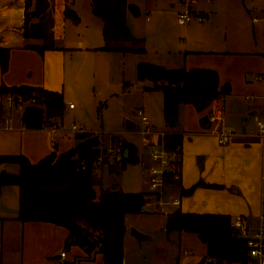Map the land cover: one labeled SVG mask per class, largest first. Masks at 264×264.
<instances>
[{
	"label": "crops",
	"instance_id": "0c3cea01",
	"mask_svg": "<svg viewBox=\"0 0 264 264\" xmlns=\"http://www.w3.org/2000/svg\"><path fill=\"white\" fill-rule=\"evenodd\" d=\"M47 1L48 7L45 11L47 36L26 38L23 35L25 0H0V46L10 49L7 69L3 72L0 68V85L10 87L29 84L60 91L65 104L67 103L65 113L66 110L74 111L77 106V102L72 100L69 92L74 90L73 93L76 92V96H79L80 83L82 79H85L86 68L89 70V63H91L87 54L98 55L100 58L104 57L103 54L109 58L114 56L118 67L122 69L123 87L124 82H127L124 90H129L134 86L133 82L124 79L123 61L126 59V54H130L128 56L132 59L135 70L140 61L153 62L171 68L210 67L216 69L220 83L228 82L231 86L230 91L216 96L204 108H198L190 102L180 104L177 123L172 128L167 127L163 120L162 94L155 93L159 91L156 89L145 90L144 85L149 84V81H142V90L152 93L142 95L138 108H142L147 114L151 128L155 131H177L182 134L181 153L178 155L180 169L177 167L179 177L173 178V181L178 182H166L164 196L168 194L169 199L165 200L163 211L142 213L164 215V228L166 215L175 209L188 212L226 213L231 214L233 219L237 215H243L250 227L256 229L261 222V214L264 212V136L258 133L256 126L257 120L264 118V80L256 79L255 75L264 71V48L260 47L257 41L254 43L247 37L235 35L232 38L228 35L224 37L213 32L211 28H206V24L211 21L210 13L205 8H200L198 11L206 14L203 20L193 19L187 23H180L177 20L179 24H187L182 44L178 49L172 50L168 43L157 35L156 42H150L148 39L145 42L140 41L145 47L144 51L104 49L101 47L105 45V41L90 38L93 34L88 24L82 27L79 22L77 23L79 19H82L81 15L79 16L81 12L77 13L78 9L75 7L78 5L77 0ZM227 1L234 3L237 11L244 14L239 0ZM255 1H258L257 4ZM85 3H87L84 8L86 18L88 21H93L96 15L91 11L90 0H85ZM260 3V0H251V2L245 0L246 8L249 10L253 8V11L262 5ZM67 6L74 9L79 16L77 21L70 18L74 22L72 28L77 30L74 40L70 38V34L67 35L68 33L65 32L68 17L65 16L64 9ZM183 7H180V10ZM192 8L196 10L193 6ZM180 10H177V15ZM145 18L148 19V15ZM205 20L207 23H204ZM192 22L198 24L202 22L200 23L202 29L196 30L194 27L190 29ZM260 23L264 30V24ZM27 44H47L48 47L40 52L34 47L26 46ZM75 51L82 52L85 60L72 61L71 57ZM137 86L136 88L141 87V85ZM100 92L101 89H98V94ZM6 94L0 93V153H23L34 162L52 150L61 152L78 141L75 135L79 131L60 128L64 113L52 124L40 128L25 127L21 118L22 110L5 106ZM69 101H74L73 108L68 107ZM211 113L219 116L218 121L209 119ZM136 116L138 117L137 113ZM72 123L76 122L72 121ZM219 123L234 129L226 143L219 142L216 131ZM77 125H81V131L95 133V131L84 129L82 123ZM137 128L136 122L135 129ZM121 138L131 142L123 136ZM99 140L102 141L100 138ZM131 143L135 146L134 161L140 164L141 174L147 172V180H145L147 187L133 191L146 192L149 185L148 167L152 164L149 146L141 142L140 145ZM101 146L107 147L102 145V142ZM128 154L127 150L126 156ZM196 183L201 184L189 189ZM13 186L15 185L1 187L0 199L3 201L0 202V207H2L0 208V228L4 229L7 219H9V224H14L15 220L21 222L23 239L20 250H16L14 255V259L16 257L14 262L17 264H56L59 252L65 249L68 257L75 259V264H108L101 253H96L92 259L78 260V257L84 256L85 252L74 244L65 248L64 241L68 234L65 226L44 220L20 221L17 219L18 190ZM180 188L187 190L181 192ZM174 197L178 198V204L171 202ZM8 207H17V210L11 209L7 212ZM126 215L124 218L123 264H125V243L131 242V238L136 240L130 234L132 226L127 225ZM145 225L148 226V224ZM139 227L137 229L149 235L142 241L153 237L149 227ZM190 252V249L183 250V253ZM201 259L199 257L196 264ZM3 261L2 255L0 264Z\"/></svg>",
	"mask_w": 264,
	"mask_h": 264
},
{
	"label": "trees",
	"instance_id": "16d2710c",
	"mask_svg": "<svg viewBox=\"0 0 264 264\" xmlns=\"http://www.w3.org/2000/svg\"><path fill=\"white\" fill-rule=\"evenodd\" d=\"M23 35L26 38L47 36L45 11L47 0H25ZM91 11L102 21V35L105 45L101 48L121 51H144L141 39L130 32L126 23V11L137 13V7L127 0H90ZM66 17L77 21L74 9H64ZM43 51L47 44H27ZM10 49L0 46V68L5 71ZM136 77L147 80L145 89H156L162 94V114L167 127L177 123L178 109L182 103H193L198 108L206 107L216 96L228 93L230 84H221L219 73L210 67H165L153 62L140 61L136 65ZM127 82H124V87ZM20 94L25 99L34 97L35 101L25 104L22 109V122L27 128H40L52 124L62 117L65 110L63 94L60 91L19 84L0 85V93ZM75 145L61 151L54 150L34 162L23 153H0V163H16L17 172L0 171V191L3 185H15L18 190L19 207L17 219L44 220L65 226L68 234L65 248L79 246L84 256L78 260L92 259L101 253L108 264H123L124 218L127 213L147 212L144 207L145 191H125L116 186L95 190V165L108 161L106 148L96 134L89 131L76 133ZM164 145L180 155L182 134L167 131L163 135ZM121 155L109 163L111 170L124 168L135 160V146L125 140H116ZM105 149V150H104ZM129 154L124 156V150ZM178 157V156H177ZM180 169L179 157L175 161ZM168 174L166 181H173ZM198 184L191 186L194 188ZM188 189V190H189ZM184 190L180 188L181 192ZM165 228L197 233L206 243V255L213 261L207 264L246 262L248 259L246 241L233 226V217L226 213L188 212L175 209L166 215ZM82 258V259H81Z\"/></svg>",
	"mask_w": 264,
	"mask_h": 264
},
{
	"label": "rangeland",
	"instance_id": "374dc122",
	"mask_svg": "<svg viewBox=\"0 0 264 264\" xmlns=\"http://www.w3.org/2000/svg\"><path fill=\"white\" fill-rule=\"evenodd\" d=\"M136 4L137 13L131 10L126 11L127 26L135 37L150 42H156V35L164 42L168 43L172 50L180 48L182 44L185 26L187 24H179L177 19V10L189 3L198 9L205 8L210 13L211 21L206 24V28H211L216 34L228 35L232 38L234 35L239 37H247L252 41H257L260 47L264 48V30L260 22L252 21V14L262 16L261 11H253V8H246L245 0H239L244 14L237 11L234 3L227 0H127ZM251 2V0H248ZM258 1H255L257 4ZM261 2V1H260ZM75 7L81 12L79 14L82 19L78 20L82 27L89 25V30L92 32V39L98 38L103 40L102 36V21L94 16L93 21H88L85 15L87 3L85 0H77ZM262 2L260 3V5ZM182 9V8H181ZM148 15V19H146ZM215 20H212L214 19ZM73 21L68 17L66 20V34H70V38H76L77 30L72 28ZM202 24V22H200ZM192 22V27L196 30L202 29L201 24ZM207 23V20L204 21ZM247 30V31H246ZM255 30V32H254ZM256 39V40H255ZM106 42V41H105ZM140 42L139 44H141ZM106 53V52H103ZM71 57L74 62L85 60L82 57V52L75 51ZM101 58L98 55L87 54L89 70L86 68V77L80 83L79 96L70 90L72 100L77 102L74 111L66 110L60 128L63 130H71V122L77 124L82 123L86 130L96 134L102 140V145L115 146L116 140L123 139L122 136L130 139L136 145L142 142V124L141 119L136 116V110L140 106L142 95H147V92L142 90V81L136 77V70L132 59L126 54L124 62L125 73L124 79L133 82L134 86L129 90H124L122 69L118 67L114 56L112 58ZM95 63V64H94ZM107 81V83H106ZM137 85H141L140 88ZM98 89H101L98 94ZM150 90V89H145ZM161 95L159 91H156ZM71 101V106L75 103ZM5 106L6 98L4 99ZM67 106V103L65 104ZM153 108V107H152ZM19 110V109H15ZM154 110V109H153ZM125 118H132L137 122L138 128L127 130L124 128ZM52 126V125H51ZM73 131V130H72ZM119 134V135H117ZM112 135V140H111ZM141 142V143H140ZM106 147V148H107ZM105 148V147H104ZM105 150V149H104ZM121 152V151H120ZM178 154L173 153L174 161ZM177 167V163H175ZM7 168L6 171L17 172L18 165L16 163H0V171ZM14 170V171H11ZM95 190L97 195L102 189L111 188L113 185L117 188L126 191L138 190L142 187H147V172L141 174V167L137 161H130L125 164L124 168L111 170L107 161L100 162L95 165ZM16 189V186H13ZM164 199L168 200L167 194ZM3 199H0L2 202ZM2 208V207H0ZM7 208V207H6ZM17 210V207H8ZM157 210H155L156 213ZM9 214V213H8ZM164 215L149 214V213H129L126 215V223L130 226H146L150 228L152 238L142 241L139 244L131 238V242L125 243V264H196L197 259L205 257L206 243L194 232L179 231L177 229L167 230L163 226ZM9 219L5 222L3 231L0 228V256L3 255L4 261L2 264H17L14 259L16 250H20L22 244L21 222L15 220L14 224H9ZM145 224H148L145 225ZM137 227V228H138ZM140 228V227H139ZM128 235V233H127ZM190 249V253H183V250ZM81 257V256H80ZM82 259V258H81ZM179 262V263H178Z\"/></svg>",
	"mask_w": 264,
	"mask_h": 264
},
{
	"label": "built area",
	"instance_id": "2783aa9c",
	"mask_svg": "<svg viewBox=\"0 0 264 264\" xmlns=\"http://www.w3.org/2000/svg\"><path fill=\"white\" fill-rule=\"evenodd\" d=\"M262 5L256 8V11H261L262 16L252 14L253 22H262L264 24V0H260ZM206 14L200 11L194 10L187 2L184 7L178 12V21L180 23H187L193 19L203 20ZM255 78L258 80H264V71L257 73ZM34 97L30 99L23 98L20 94L7 93L6 104L8 107L23 109L25 104L34 102ZM71 103V101L69 102ZM68 103V104H69ZM71 106V104H69ZM137 114L139 115L142 124V142L149 146V155L152 159V164L148 167V190L144 193L145 204L144 207L148 211H163L165 206V186L167 175L170 174L174 179L179 177V169L175 166L173 152L167 149L164 145V131H155L149 124L147 114L142 108H137ZM211 121H218L219 116L215 113L209 114ZM257 130L260 135L264 136V118L257 120ZM55 129V127H54ZM71 129L74 131H81V125L76 123L71 124ZM217 133L220 143H226L234 129L227 125L219 123L217 126ZM106 155L109 163L114 162L120 155V149L117 146L110 145L106 148ZM173 204H178V198H172ZM233 226L237 230V233L243 237L246 241L248 259L246 262H228L224 264H264V212L261 214V222L256 229H252L247 223L243 215H237L233 219ZM213 261L212 257H207L203 264ZM56 264H75L74 258H69L67 250L63 249L59 252Z\"/></svg>",
	"mask_w": 264,
	"mask_h": 264
},
{
	"label": "water",
	"instance_id": "95a60500",
	"mask_svg": "<svg viewBox=\"0 0 264 264\" xmlns=\"http://www.w3.org/2000/svg\"><path fill=\"white\" fill-rule=\"evenodd\" d=\"M124 126H125V129L127 130L135 129L136 122L133 121L132 119L126 118ZM126 153H127V149H125L124 151V156H126ZM130 234L137 240L139 244H141V241L149 236L148 234L140 231L139 229L133 226L130 228Z\"/></svg>",
	"mask_w": 264,
	"mask_h": 264
}]
</instances>
